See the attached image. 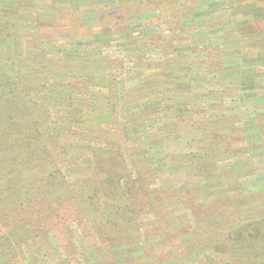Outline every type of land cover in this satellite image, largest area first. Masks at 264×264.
<instances>
[{"label": "trees", "instance_id": "obj_1", "mask_svg": "<svg viewBox=\"0 0 264 264\" xmlns=\"http://www.w3.org/2000/svg\"><path fill=\"white\" fill-rule=\"evenodd\" d=\"M30 1L0 0V264H21L27 259L37 263L45 253L57 255L55 264H69L75 249L73 225L84 235L92 231L110 256L113 251L133 255L120 262L112 256L102 258L100 264H186L205 249L232 258L231 264H264V189L244 195L236 186L235 199L222 198L226 203L221 208L203 203L201 209L194 203L219 193L221 175L210 166L219 161L221 153H237L231 149L235 138L224 134L220 125L226 122L223 101L238 90L224 67L228 45L224 37L221 47L212 43L208 51L200 33L180 23L182 14L193 10L194 1L155 0L157 18L166 25H179L181 31L173 41L167 39L170 46H157L161 47V64H140L144 76L127 88L134 97L128 94L123 104L142 100L154 91L164 97L129 116L113 111L110 122L90 113L97 111L94 108L77 112L75 96L88 97L93 106L119 109L110 76L123 74L124 60L106 58L102 41L92 49L83 47L82 57L65 55L78 49L60 36L63 19L59 12L51 7L50 16L37 13L35 21L40 25H29L23 13L30 10ZM240 13L244 14L242 0H235V15ZM250 18L235 21V44L241 49H263L264 21ZM11 41L16 45L25 42L27 49L7 50ZM212 67L226 77L222 90L207 91L198 81L205 77H197L196 71L206 69L209 74ZM56 74L66 79L51 83ZM176 83L190 84L193 96L185 101L178 97L176 102ZM197 97L209 101L202 107L207 110L205 119H199V107L192 103ZM156 111L179 122L161 124L147 136L148 141H156L163 132L180 138L184 131L196 146V153L182 159L184 167L178 171L179 178L191 183L184 190L169 185L160 188L155 180L159 173L151 171L155 160L140 166L135 162L138 139L131 134L141 130L143 118ZM136 118L140 123L130 124ZM258 130L264 147L263 118ZM235 131L239 140L246 138L244 130ZM122 141L133 156L135 171ZM66 166L80 173L78 181L67 178ZM200 179L205 182L194 183ZM147 214L155 219L148 228L144 223ZM34 247L37 252L30 251L27 257Z\"/></svg>", "mask_w": 264, "mask_h": 264}, {"label": "rangeland", "instance_id": "obj_2", "mask_svg": "<svg viewBox=\"0 0 264 264\" xmlns=\"http://www.w3.org/2000/svg\"><path fill=\"white\" fill-rule=\"evenodd\" d=\"M162 1L169 2V0ZM193 1V10L182 14L180 19L182 27L185 28L187 26L188 31L197 35L200 33V38L202 40L205 39L202 45H206L208 51L212 48L211 46H214L212 43L221 47L224 37V43L228 44L223 56L225 58L224 67L227 69L226 72L229 78L235 79V88L238 89L235 96H227L223 101L226 122L221 125L219 124L220 129L223 128L224 134L227 136L231 134L235 138L231 149L237 151V153H221L219 161L210 166L211 169L216 167L214 169H216L217 175H221L223 184L218 185L219 193L213 195L211 199L206 200L204 198L203 202L199 204L194 202L198 207H201L205 203V205L213 208H221L222 204L226 203L222 198L235 199L236 186L240 187L244 195L256 193L264 189V147L258 130L259 121L261 118L264 119V83H262L264 81V51H259V49L249 51V53L253 54L259 53L255 56L256 61L253 64L252 59L247 58L246 52L248 51H245V48L241 49L240 46L235 44V21L245 16L248 18L254 17L256 21H264V0H242L244 14L240 13L236 15L235 0ZM30 2V10L23 13L25 17H29V25L32 23L36 27L40 25L35 21L37 13L50 16L51 11L53 12L51 7L59 12V16L63 19L62 26L58 28L60 36L68 39L69 43H75L74 50L78 49L76 53L66 51L65 55L82 57L83 52L81 50L83 47L92 49L96 43L102 41V48L106 58L124 60L126 69L122 70L123 74L114 73L110 76L113 79L114 96L118 104H120L119 109L116 108L114 110L113 105L93 106L88 97L78 95L75 96V110L77 112L82 114V111H91L89 108H94V111H97L90 113L98 114L101 121L110 122L109 117L112 116L110 114L113 111L114 113H124V115L129 116L134 112L142 111L144 107L151 103L156 104L162 101L163 94L154 91L142 100L133 101L128 105L123 104L126 98H129L128 94L130 90H127V88L131 87L130 85L135 81L141 80L144 76V71L141 70L140 64L144 63L147 66L161 64L163 56L162 52H160L161 47L157 46H170L167 42L171 44L172 42L167 41V39H171L172 37L173 41L177 38L179 31H181L179 25L176 26L174 23L166 25L163 20L157 18L158 10L156 7L158 5L156 6L155 0H31ZM60 13H70V15L62 16ZM235 45L238 47V51H235ZM71 46L73 47V45ZM17 48L20 52L27 49V46L25 42H19L16 45L15 42L12 43L11 41V44H6L7 50L13 49L14 52ZM243 56L245 57L243 61H247L244 67L245 77H243L242 67L235 68L237 65L236 60L242 59ZM252 65H255V67ZM217 72L220 71H215V67H212V71L209 74L206 69L200 72L196 71L197 77L198 75L205 77L201 81L198 79L202 83L200 85L204 87H202L203 89L211 92L223 89L226 77ZM63 79H66L64 74H56L51 79V83H61L60 81ZM175 91L179 92L178 96H174L176 102L179 100L178 97H180V101H185V99L193 96L190 84L176 83ZM172 95L174 94L172 93ZM130 96L134 97V95ZM134 99H138V97L136 96ZM192 103L197 104L199 107L197 108L199 119H205L208 114L207 110L202 107L207 106L209 103L208 99L197 97ZM176 113L180 114L179 111ZM167 118L160 111L150 113L143 118L145 122L142 129L131 134L138 139V148L135 150L134 158L139 166L142 162H148L151 159L155 160V162L153 161L151 171L159 173L155 177V180H157L160 188L169 185L175 187L177 190H184L190 187L191 183L188 179L182 180V178H179L178 171L184 167L182 159L191 157L196 153V146L193 145L189 137L184 136V131L180 138H177L178 134L169 135L170 132L160 133L159 139L154 142L148 141L147 137L152 131H157L160 125L165 122L170 125H173L171 124L173 122H179L176 118ZM75 120L79 123L82 122L81 118H76ZM140 120V118H136L130 124L134 122L135 124L140 123ZM130 124L127 122L126 125L130 126ZM184 127L182 130H184ZM171 129L173 131L172 127ZM235 130H244L246 138L239 140V135L235 134ZM185 131L190 133V128L187 127ZM122 144H124L122 150L126 154L129 166L135 171L136 167L133 163V156L126 151L124 141H122ZM66 175L73 183L81 177L78 171H72L67 166ZM200 180L194 183L202 184L205 182L204 180ZM210 187L214 190V186L210 185ZM220 194H222L221 197ZM189 217L191 223L196 226V219L192 212H189ZM154 220V215H145V227L153 226L155 224ZM73 229L74 231L72 232L73 234L71 233V236L75 249L72 250L73 258L70 259L69 264H100V261L103 260L102 258L108 259L111 256L115 261L120 262L133 257V255L124 256V254L114 251L110 256L103 242L92 231L84 235L76 225H73ZM30 251L37 252L35 247L29 249L27 257H30ZM66 257L63 256L62 259H66ZM193 257L195 259H188L186 264H225L227 262L231 264L230 261L233 260L227 256H217L210 249H205L193 255ZM40 259V262L37 263L36 261L35 263H31L32 260L27 259L22 261L21 264H55L57 255L45 253Z\"/></svg>", "mask_w": 264, "mask_h": 264}, {"label": "crops", "instance_id": "obj_3", "mask_svg": "<svg viewBox=\"0 0 264 264\" xmlns=\"http://www.w3.org/2000/svg\"><path fill=\"white\" fill-rule=\"evenodd\" d=\"M256 51L257 50V48H246L245 49V51H248V52H246V54H247V58L248 59H252V62H253V64L255 63V61H256V57L255 56H257L259 53H249V51ZM259 51H264L263 49H259ZM246 58V59H247ZM245 59V57L243 56L242 57V59H240V60H236L237 61V65H236V67L235 68H240V67H242V72H243V77H245V70H244V67L246 66V62L247 61H243ZM253 67H255V65H252ZM262 83H264V81H262Z\"/></svg>", "mask_w": 264, "mask_h": 264}]
</instances>
